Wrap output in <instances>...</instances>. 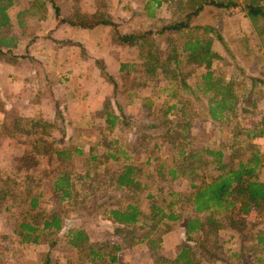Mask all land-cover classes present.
Returning a JSON list of instances; mask_svg holds the SVG:
<instances>
[{"label":"trees","instance_id":"trees-1","mask_svg":"<svg viewBox=\"0 0 264 264\" xmlns=\"http://www.w3.org/2000/svg\"><path fill=\"white\" fill-rule=\"evenodd\" d=\"M20 1L0 0L1 57L16 49L26 33L36 37L31 21H47L50 6L58 25L80 29L112 25L99 11L65 15L55 0L28 1L13 19L10 10ZM150 3L147 1L146 8ZM238 8L261 40L258 60L264 63V0H179L177 17L155 30L139 34L116 28L112 34L114 46L134 47L139 57L120 62L122 84L114 76L102 74L113 85L115 98L123 91L125 98L143 101L152 119L142 124L143 129L158 130L157 136H164L166 143L160 141L151 147L143 133L135 140L138 144L124 140L126 130L136 134L134 126L142 122L126 115L121 107L119 113L106 110L102 114V129L108 134L88 147L53 139L51 131L57 127L53 121L13 122L19 150L6 173H0V213L16 246L48 242L49 250L40 254L36 264H59L52 252L55 248L65 253L68 264H121L123 250L137 244L148 247L156 264H215L213 260L220 257L213 249H221L218 235L224 223L242 240L239 251L226 263L264 264V150L256 141L264 139V117L252 128L242 126L239 120L243 114H257L264 97L258 87L264 85V71L256 66L261 73L247 76L241 70L245 77L239 80L226 79L216 69L223 57L214 48L215 40L225 43L220 21ZM200 18L207 21L201 23ZM159 38L164 41L158 43ZM150 82L159 83L156 86L166 93V107L138 91ZM155 111L161 115L155 117ZM199 118L224 126L234 123L230 129L233 143L217 147L205 141L197 125ZM101 144L100 151L97 147ZM136 146L144 150L146 165L152 164L149 151H167L171 165L153 158V168L162 180L184 178L190 182V191L184 196L187 211L172 209L174 201H156L152 193L142 196L147 188L143 166L136 163L138 155H130L139 153V149L131 151ZM171 197L177 199L179 194L171 193ZM100 198L105 200L95 204ZM65 203L76 206L73 211L80 219L56 210L57 204ZM81 211H86V216L93 214L94 220L106 219L118 225L124 234L122 241L91 240L82 226ZM251 216L255 217L254 225ZM175 222H180L185 241L168 256L162 238ZM3 249L0 264L13 251Z\"/></svg>","mask_w":264,"mask_h":264},{"label":"rangeland","instance_id":"rangeland-1","mask_svg":"<svg viewBox=\"0 0 264 264\" xmlns=\"http://www.w3.org/2000/svg\"><path fill=\"white\" fill-rule=\"evenodd\" d=\"M28 1L31 0H21L17 7L10 10L13 19L18 10L27 5ZM45 1L49 2V0ZM147 1H151L148 8H146ZM154 1L157 0H55L56 5L65 15L77 13L90 15L99 11L104 14L105 19L112 22V25L94 28V34L87 39L84 34L83 36L78 34L77 29L67 24L58 25L54 11L50 6L47 21L42 23H38L36 20L31 21V30L33 33H37L36 37H30L26 33L20 38L19 49L16 51L14 49L3 57L0 56V62H10V64L16 65L19 77L16 84L20 87V92H17V89L10 87V84L7 86L6 78L3 77L6 74L1 63V174L6 173L14 155L19 150L16 146L17 138L13 137L12 125L14 121L21 123L32 119L53 121L57 126L51 131L53 139L60 138L57 140L59 143L63 141L73 146L83 144L88 147L95 145L104 133L108 134V130L103 131L102 129V114L106 110L119 113V107H121L126 115L142 122L141 125L134 126L137 131L136 134L126 130L127 134L123 136L124 140L132 139L135 143L136 138L141 137L143 133L146 135L143 137L144 141H148L151 147L160 141L166 143L164 136L160 138L157 136L160 134L158 130L145 127L143 129L142 124L152 120L148 117V110L142 106L143 101L138 97L125 98L123 91L115 98L113 85L108 82L107 75L103 76L102 74L104 72L112 75L122 84L118 73L120 62L123 60L133 62L139 57V51L134 47H116L113 45L111 38L116 28L122 33L140 34L151 29L155 30L164 22L174 20L177 17V2L179 0H158L161 2L159 6ZM227 13L220 21L221 27L219 28L225 43L215 40L214 48L223 57V60L216 64V69L226 79L242 80L245 74L258 76L259 72L261 73L260 68L264 71L263 61L258 60V56L261 54L258 50V44L261 40L253 32L249 20L240 8ZM205 21L207 19H199L201 23ZM210 21L219 22L218 19H210ZM17 33L20 35L19 31ZM83 38L84 40L87 39L88 43L85 40L83 42L85 46L83 44L77 45L80 43L78 40H83ZM162 41L164 40L159 38L157 42L161 43ZM253 49L256 52H251ZM102 66L105 69L103 71ZM256 66H259V69H256ZM241 70H244L245 74ZM82 74L88 76L82 77ZM131 85V83L128 84L129 87ZM156 85L159 86V83L150 82L146 88L138 91L141 92L142 96L150 97L153 101L160 102L166 107V93L161 92ZM258 87L264 93V85ZM256 112L255 115H241L239 120L242 126L252 128L259 123L261 117H264V97ZM160 115V112L155 111V117ZM197 125L204 132L202 138L217 147L231 144L234 141L233 134L230 133L234 123L231 126H224L209 119L199 118ZM256 141L264 150V139H256ZM97 148L101 151L103 149L102 144ZM139 148L140 146L131 147V151ZM142 151L144 150L139 149L138 154L130 153L134 157L138 155L136 163L143 166V181L147 188L142 196L146 197L148 193H152L156 196V201L164 199L165 204L174 201L175 206L172 209H185L187 211L184 196L190 191V182L184 178L175 181L162 180L153 168V163L156 162L153 158L171 165V158L167 155V151H149L152 155V164L150 165L145 164L146 156L144 153L142 154ZM171 193L179 194V197L174 199L171 197ZM104 200V198H100L94 200V203L98 205ZM15 204L17 205L18 201ZM56 206L57 211L62 213L68 211L74 219H80L76 215L77 211H73L76 206L72 203L57 204ZM12 210L17 211L16 208ZM81 213L82 226L87 230L91 240L122 241L124 234L121 233V228L118 225L106 219L100 221L95 218L94 220L93 214L86 216V211H81ZM250 220L251 225H254L255 217L251 216ZM12 239L13 234L10 226L7 224L4 214L0 213V250L5 247L6 249H13L12 254L8 253L2 258V264H36L40 259V254L49 250L48 242L45 241L40 245L22 247L16 246ZM162 239L164 253L168 256L172 255L175 247L185 241L180 222L172 224V228ZM218 241L221 249L216 248L213 251L220 258L213 260V262L215 264H227L226 261L231 259V255L239 251L242 240L229 225L224 223L219 231ZM52 252L59 264H68L67 257L60 248H55ZM121 264L156 263L151 257L148 247L145 244H137L123 250Z\"/></svg>","mask_w":264,"mask_h":264},{"label":"crops","instance_id":"crops-1","mask_svg":"<svg viewBox=\"0 0 264 264\" xmlns=\"http://www.w3.org/2000/svg\"><path fill=\"white\" fill-rule=\"evenodd\" d=\"M71 27V26H70ZM74 29H77L76 32L78 34H81L83 36H85V38L88 39V37L92 36V34H94V30L93 29H80V28H74ZM75 31V30H74ZM86 40V42L88 43V40ZM84 38L83 40H78V42L80 43H77V45L81 46L80 44H83V42H85ZM93 43V42H92ZM92 43L90 44V46L92 45ZM29 44V43H28ZM97 45V44H96ZM85 46V45H84ZM98 46V45H97ZM19 49V45L18 47L15 49V51ZM13 51V50H12ZM11 51H9L8 53H10ZM2 63V64H1ZM0 64L2 65V67L4 68V71H5V74L3 77L6 78V81H7V86H9L10 84V87L12 86L13 89H17V92H20V87H18V84H16V81L19 80V77H18V71H17V67L16 65H12L10 64V62H0ZM33 74V73H32ZM26 76V75H25ZM82 77L83 76H88V75H81ZM24 77V76H23ZM16 92V93H17Z\"/></svg>","mask_w":264,"mask_h":264}]
</instances>
